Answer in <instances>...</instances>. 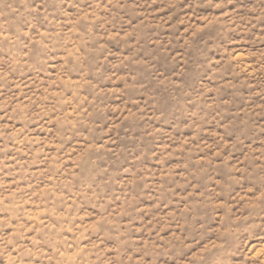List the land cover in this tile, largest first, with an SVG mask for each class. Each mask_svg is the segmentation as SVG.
I'll list each match as a JSON object with an SVG mask.
<instances>
[{"label":"rangeland","instance_id":"obj_1","mask_svg":"<svg viewBox=\"0 0 264 264\" xmlns=\"http://www.w3.org/2000/svg\"><path fill=\"white\" fill-rule=\"evenodd\" d=\"M0 264H264V0H0Z\"/></svg>","mask_w":264,"mask_h":264}]
</instances>
